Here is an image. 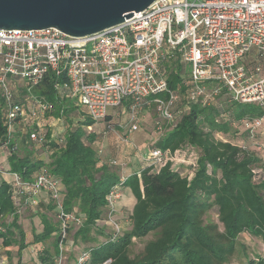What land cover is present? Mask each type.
<instances>
[{"label": "built area", "instance_id": "2783aa9c", "mask_svg": "<svg viewBox=\"0 0 264 264\" xmlns=\"http://www.w3.org/2000/svg\"><path fill=\"white\" fill-rule=\"evenodd\" d=\"M125 20L82 38L66 36L53 27L0 30L4 147L18 130L28 131L36 147L46 143L42 122L51 107L30 92L48 74L54 77L53 89L65 99H74L92 123L109 119L110 109L122 108V114L128 115V132H134L140 128L143 112L152 106L160 121L171 123L176 104L187 110L193 104L216 106L224 98L229 104L262 110L260 116L231 120L256 140L264 127V0H155ZM171 58L190 67L183 97L169 90L162 72L164 62ZM19 93L26 97L25 104ZM220 118L229 120L228 112L223 110L217 121ZM156 126L157 131L161 129L159 123ZM255 143L258 151L264 150V142ZM190 150L171 153L152 148L143 162L156 172L166 164L182 172L180 166L185 165L188 171L182 174L190 179L196 170V154ZM0 174L12 177L7 184L17 190L13 199L22 194L27 206H37L44 192L55 205L58 247L52 264H67L74 247L71 233L83 227L84 218L64 212L60 184L45 170L27 182L10 170L0 168ZM119 181L106 198L109 213L104 225L111 228L112 239L121 234L114 220L125 179ZM37 252L36 248L32 251L35 259ZM91 260V252L80 250L74 264H90ZM260 262L264 264V253ZM0 264H8L1 252Z\"/></svg>", "mask_w": 264, "mask_h": 264}, {"label": "trees", "instance_id": "16d2710c", "mask_svg": "<svg viewBox=\"0 0 264 264\" xmlns=\"http://www.w3.org/2000/svg\"><path fill=\"white\" fill-rule=\"evenodd\" d=\"M162 72L169 90L183 94L188 80L187 67L177 58H171L164 62ZM53 83L54 77L48 74L30 94L43 97L50 104L51 111L45 119L52 114L58 120H69L82 109L74 99H65L53 89ZM174 109L172 122L153 148L171 153L191 148L196 152L195 172L188 179L166 164L158 172L145 166L139 175H130L123 185L135 198L128 216L129 229L114 239L110 232L106 241L98 243L96 238L104 233V220L109 213L107 195L120 178L116 169L102 163L92 150L96 138L85 130L93 125L92 121L86 116L77 125L70 124L56 140L44 132L47 141L41 147L50 156L47 161H40L33 155L36 146L29 140L28 131L14 134L11 144L3 146L6 127L0 98V150L7 155L10 172L27 182L33 181L42 170L47 171L60 184L64 212H74L84 218L83 227L71 233L74 247L68 254L72 258L69 256L67 264H74L80 250L91 252L90 264L108 259L109 264H261L263 158L257 155L260 151L255 142L251 150L220 139L217 134L227 135L234 126L233 120L239 122L245 117L260 116L262 110L255 106L241 107L234 102L229 104L224 98H219L216 106L193 104L186 110L176 104ZM223 110L228 112L229 120L217 121ZM16 192L6 182H0V240L5 247L18 243L20 252L27 244L19 223V208L35 206H27L22 194H18V200L13 199ZM54 209L48 198L40 215L43 229L33 234L30 241L40 244L34 264H52L57 255ZM144 240L142 249L133 253L135 242ZM78 243L86 246L79 248ZM255 243L260 248L254 249Z\"/></svg>", "mask_w": 264, "mask_h": 264}, {"label": "crops", "instance_id": "0c3cea01", "mask_svg": "<svg viewBox=\"0 0 264 264\" xmlns=\"http://www.w3.org/2000/svg\"><path fill=\"white\" fill-rule=\"evenodd\" d=\"M140 122V128L134 132H128L130 124L127 122L128 125H125L123 129L120 127L121 129L105 132L106 125H110L113 123L112 121L107 122L105 120L95 123L96 132L102 131V133L99 140L95 137L96 139L92 144V150L96 153L102 163L114 167L121 179H127L130 175L135 173L139 175L140 171L146 166L143 162L144 155L153 148L160 138L161 133H155L152 122L147 121L144 117H142ZM114 123L117 124L119 122ZM86 128L90 127H85V129ZM64 131L65 129H62L60 136L64 135ZM20 133L23 132L18 130L14 134L20 135ZM34 149L35 151L33 155L37 160H48L50 152L43 147H34ZM40 150H42L41 154H39ZM0 168L3 170H9L7 155L2 150H0ZM3 181L6 183L11 182L12 177L0 174V182ZM38 198L37 206L28 208L23 206L19 208V223L25 233L26 248L18 252V244L15 243V245L5 247L0 240V252L3 258L7 260L8 264H34L35 257L32 256V251L33 249L35 250V248L37 249L40 244H31L30 241L32 240L33 234L40 233L43 229L41 226L40 215L43 214L45 211L44 209L48 204V198L44 192H42ZM134 203V196H132L127 188H123L122 198L117 201L114 210L116 211L115 219H120L119 222L124 225V230L129 229L130 225L128 216L131 213V208ZM124 215L126 218L123 217ZM70 258L72 257L70 256Z\"/></svg>", "mask_w": 264, "mask_h": 264}, {"label": "water", "instance_id": "95a60500", "mask_svg": "<svg viewBox=\"0 0 264 264\" xmlns=\"http://www.w3.org/2000/svg\"><path fill=\"white\" fill-rule=\"evenodd\" d=\"M155 0H0V30L56 28L82 38L140 13Z\"/></svg>", "mask_w": 264, "mask_h": 264}, {"label": "rangeland", "instance_id": "374dc122", "mask_svg": "<svg viewBox=\"0 0 264 264\" xmlns=\"http://www.w3.org/2000/svg\"><path fill=\"white\" fill-rule=\"evenodd\" d=\"M189 70H190V67L187 66V71H189ZM21 86H23V84ZM183 94H181L180 96L183 97ZM19 96H21V99H22L23 103L25 104L27 102L26 97H24L22 95V93H19ZM182 103H184V102H182ZM236 105H239V104H236ZM239 106H241V107H245V106L254 107L253 105H245V106L244 105H239ZM109 115L112 118L111 117L109 119L106 118V121L107 122H111L112 121L113 123H111L110 125H106V129L104 130V132L105 131L118 130V129H121L120 127H122V129H123L125 125H128L127 124L128 123V115L127 114H122V108L110 109L109 110ZM86 116H87V114H86L85 109H82L80 111L78 110L74 114H72L70 116V119H69L70 121L69 120H64V119L57 120V118H54L52 116V114H51V115H48V117L42 122V125H43V129L42 130L44 132H49L51 139L56 140V139H58L60 137V134H61L60 132L62 131V129L63 130L65 129L64 132H66L67 129L70 127V124L77 125V121H79V122L83 121ZM142 116L144 118H146L147 121L153 123L155 133H157V134L161 133V135H162L163 133H165L167 131L166 127H167V125L169 123L160 121V118L158 117V114H157V111H156V107L152 106L151 108L145 110L143 112ZM114 122H119V123L115 124ZM124 123H126V124H124ZM157 123H159V125L161 126V129H158V131L156 129L157 128V126H156ZM93 125L92 126H87V127H90V128H86L85 129L86 130V134L94 135L97 138V140H99L102 131L96 132L95 123H93ZM259 132L260 133H257L258 135L256 137V140H253V139L249 138V135L243 131V128L240 125L235 124L233 127H231L230 132L227 135L217 134V137L220 138V139H223V140H228L229 142H232L233 144H236V145H241V146H245V147L247 146V148L253 150L254 148H253V145H251V144H253L254 142H258V143L264 142V127L261 128ZM85 143H86V140H85ZM190 151H191L190 153L196 154V152L194 150L191 149ZM37 153H38V151H37ZM41 153H42V150H40L39 154H41ZM257 155L259 157L263 158V162H264V152L260 151V152H258ZM191 158H194V157H191ZM177 168H178V166H177ZM180 170L182 172H187L188 171V169L185 167V165H182V164L180 166ZM123 217L126 218L125 215ZM212 217H213V220L216 219L214 216H212ZM114 220L119 223L120 229H121V233H123L125 231L124 230V225L120 224V222H119L120 219H117V218L115 219L114 218ZM111 231H112L111 228L109 226H106V228L103 229L104 233L101 235V237H97L96 238L97 241H99L98 243H102L103 241H106L105 238ZM147 239L148 238H146V240ZM146 240H144L142 242H135V244H134V246L132 248V252L133 253H138L142 249V247H143L144 243L146 242ZM16 244H18V243H16ZM78 245H79V248L86 246L83 243L82 244L78 243ZM256 248H260V246L255 243L254 249H256Z\"/></svg>", "mask_w": 264, "mask_h": 264}]
</instances>
